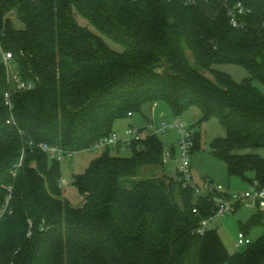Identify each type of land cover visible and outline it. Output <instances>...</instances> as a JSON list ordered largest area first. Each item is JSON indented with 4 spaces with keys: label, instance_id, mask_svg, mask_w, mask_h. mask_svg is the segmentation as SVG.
<instances>
[{
    "label": "trees",
    "instance_id": "1",
    "mask_svg": "<svg viewBox=\"0 0 264 264\" xmlns=\"http://www.w3.org/2000/svg\"><path fill=\"white\" fill-rule=\"evenodd\" d=\"M0 43L32 85L16 89L0 60V264H264V232L233 253L216 229L196 232L227 193L196 195L180 172L156 173L165 164L156 134L132 141L128 156L104 146L73 176L78 207L62 196L59 159L30 145L90 149L146 103L163 100L174 115L195 105L225 129L209 146L227 173L264 186V158L238 152L264 147V0H0ZM141 167L150 176L127 186ZM263 222L257 209L241 230Z\"/></svg>",
    "mask_w": 264,
    "mask_h": 264
},
{
    "label": "rangeland",
    "instance_id": "2",
    "mask_svg": "<svg viewBox=\"0 0 264 264\" xmlns=\"http://www.w3.org/2000/svg\"><path fill=\"white\" fill-rule=\"evenodd\" d=\"M7 15L11 16L15 25H19L13 11L8 12ZM76 18L79 23H86L82 16L77 15ZM92 29L95 30L94 28ZM108 42L112 46L118 47L117 44L113 42L111 43L110 41ZM188 54L190 55L189 52ZM12 68L14 69L13 66ZM213 68L229 73L236 81H240L247 76L245 69L235 64H217L213 65ZM204 73L208 77H212L209 71L205 70ZM254 83L261 86L257 82ZM262 89L264 90L263 87ZM161 114H163V117L170 122L179 119L185 123L186 127L190 129L192 134L199 132V147L193 149L190 154V171L192 176L191 181L196 187H198L201 193H204L211 187L217 188L218 186H220L221 191L228 194L242 193L249 189V181L244 180L237 175H229L225 163L211 153L209 146L210 140L213 137L224 136L225 129L215 117H211L207 120H200L201 112L195 105L189 106L179 115H174L163 100H158L154 103H146L143 105L140 112H134L132 115L117 118L113 123L112 131L118 132L121 137H125V131L131 126L133 128L142 129L143 135L153 134L155 128L149 127L150 122H153L154 127H156L158 121L162 118ZM146 116L149 118V121H146ZM156 135L163 142L164 146L170 147L173 145L174 157H169L164 166H157L155 171L156 173L158 172L161 174L166 172L168 175L176 179L178 178L176 169L177 164L179 163L178 132L175 129H170L164 133H156ZM103 149V146L95 145L90 149L64 154L59 159L62 196L67 198L73 206L78 207L83 203L82 195L73 183V176L82 172L84 168L88 166L89 162L98 156ZM110 152L112 154L128 156L130 154V148L126 144L121 143L118 149L115 146H110ZM238 152H256L264 158V147L239 149ZM247 174L251 176L253 173L248 172ZM148 176H150V174L145 172V168L141 167L138 175L133 177L130 182H128L127 186H130L133 181ZM256 210L257 208L254 205L248 206L242 204L234 212H227L222 216L216 215L212 217L208 221L207 226L216 229L230 253L240 251L245 245L236 244L237 234L241 230V224L244 223ZM263 232L264 222L253 227L249 231L248 236L251 240H255L263 234Z\"/></svg>",
    "mask_w": 264,
    "mask_h": 264
},
{
    "label": "built area",
    "instance_id": "3",
    "mask_svg": "<svg viewBox=\"0 0 264 264\" xmlns=\"http://www.w3.org/2000/svg\"><path fill=\"white\" fill-rule=\"evenodd\" d=\"M236 9L238 12H241V5L238 3L236 6ZM231 22L233 25L236 24V21L234 17H231ZM0 60L4 64L6 69V76L8 81H11L15 84L16 89H29L32 87V85L25 80L21 79L19 72L14 67L13 64V55L10 51L5 50L0 43ZM12 63V65H11ZM14 67V69L12 68ZM4 104L10 110L12 111L13 102L11 99V91L7 90L4 92ZM128 115H131L130 112H128ZM7 124H16L15 119L13 116H10L6 120ZM150 128H155L154 133H164L170 129H175L178 132L179 138H178V147H179V163L177 164V171L181 173V178L183 181V186L190 185L195 190L196 195L205 194L209 192V190H212V187L207 189L204 193H201L198 187L195 186L194 183H192L191 179V171H190V154L193 144V136L190 131L179 119H176L175 121H168L164 117H162L156 127H154L153 122H150L149 125ZM148 130V129H147ZM125 137H121V135L118 132H110L109 134L101 137L96 145L101 146H117L121 143H124L126 145H129L132 141L140 140L146 137L149 134L143 135V130L138 128L129 127L125 133ZM31 146L40 148L44 152H46L49 157L60 159L64 155V149L61 148L59 145L50 144L45 141H40L38 143H30ZM25 149L22 148L20 157L18 158L17 162L14 164V168L12 170V173H15L16 167L20 166L22 163V158L24 156ZM67 154H70L68 152ZM171 157V153L168 149H164L162 161L164 163L167 162L168 158ZM215 191L223 192L220 190V186L215 188ZM214 192V191H213ZM214 201L216 204V210L215 213L209 217L202 218L198 226L196 228V232L200 235H202L206 229L209 227L207 226L208 221L218 215L222 216L224 213L227 212H233L237 205H254L257 209H264V186H260L256 180L252 181L250 184V187L248 190L242 192V193H232L224 195V196H218L215 195ZM193 211H196L194 208ZM251 239L249 236L243 231L240 230L237 234L236 244L237 245H245L249 243Z\"/></svg>",
    "mask_w": 264,
    "mask_h": 264
},
{
    "label": "crops",
    "instance_id": "4",
    "mask_svg": "<svg viewBox=\"0 0 264 264\" xmlns=\"http://www.w3.org/2000/svg\"><path fill=\"white\" fill-rule=\"evenodd\" d=\"M133 114V113H132ZM131 114V115H132ZM161 116L163 117L164 115L163 114H161ZM145 119H146V121H149V118L146 116L145 117ZM164 145V144H163ZM118 147V146H117ZM164 148L165 149H168L169 151H170V153H171V157L170 158H173L174 157V147H173V145H171L170 147H166V146H164ZM212 189H213V191H215L214 189V187H212ZM82 200H83V198H82Z\"/></svg>",
    "mask_w": 264,
    "mask_h": 264
},
{
    "label": "water",
    "instance_id": "5",
    "mask_svg": "<svg viewBox=\"0 0 264 264\" xmlns=\"http://www.w3.org/2000/svg\"><path fill=\"white\" fill-rule=\"evenodd\" d=\"M166 186H167V188L171 194V197H173V192H172V187H171L170 181H168V180L166 181Z\"/></svg>",
    "mask_w": 264,
    "mask_h": 264
}]
</instances>
